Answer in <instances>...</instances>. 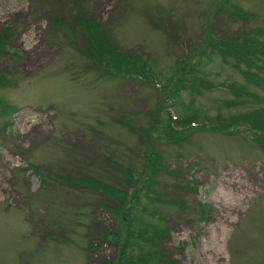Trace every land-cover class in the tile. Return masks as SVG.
Instances as JSON below:
<instances>
[{
  "label": "rangeland",
  "instance_id": "1",
  "mask_svg": "<svg viewBox=\"0 0 264 264\" xmlns=\"http://www.w3.org/2000/svg\"><path fill=\"white\" fill-rule=\"evenodd\" d=\"M225 1L0 0V40L10 51L0 49V75L9 82L0 86V102L13 110L0 112V264L117 261L118 245L104 236L118 230L121 202L76 180L94 178L128 195L139 185L123 168L146 167L137 128L155 117L159 83L211 31L222 37L264 27V0H230L255 16L247 23L218 14ZM77 2L120 47L148 60L155 81L111 74L87 56ZM53 20L68 27L55 29ZM207 68L217 83L244 82L220 60ZM231 96L220 87L194 104L213 116L226 112ZM156 148L170 172L159 178L163 200L185 203H158L171 227L162 241L171 263L161 264H264V145L250 128L198 127L185 141ZM191 181L197 191L186 189ZM201 202L211 206L206 222H198Z\"/></svg>",
  "mask_w": 264,
  "mask_h": 264
},
{
  "label": "trees",
  "instance_id": "2",
  "mask_svg": "<svg viewBox=\"0 0 264 264\" xmlns=\"http://www.w3.org/2000/svg\"><path fill=\"white\" fill-rule=\"evenodd\" d=\"M75 5L76 23L85 37L89 58L106 67L111 74L155 81L156 74H153L148 60L120 47L101 21L89 15L81 3L77 2ZM219 13L244 23L255 18L250 11L230 0L220 5ZM53 24L57 26L55 29H60L63 25L68 27V23L62 24L58 20H53ZM8 30L4 31V35ZM0 49L5 53L10 52L5 40H0ZM217 60L240 73L244 82L234 80L217 83L211 80L207 67ZM5 78L0 75V86L9 84ZM159 86V105L151 125L137 128L147 143L146 167L143 171L123 168L128 181L135 182L139 179V185L134 187L132 193L128 195L126 191L94 178L76 180L87 188L101 191L121 202V207L117 210L118 230L107 232L104 236L119 247L117 261L112 264H161L163 259L171 263L162 246V241L171 234V227L160 216L158 203L169 202L178 205L180 209L185 208V203L178 199L163 200L158 190L159 178L170 172L163 163L164 159L156 148V143L185 141V133L198 127L228 130L236 125H246L253 132V139L264 145V27L247 28L239 35L228 32L222 37L211 31L207 40L188 59L177 61L172 74L167 77L166 82L161 81ZM250 86H255L259 91H251ZM220 87L227 88L232 95L224 100L226 112L219 111L213 116L201 113L195 107V96ZM183 94L189 95L191 101L186 102ZM0 109L4 117L13 111L5 102H0ZM32 169L38 173L35 167ZM173 175L178 177L179 173L175 171ZM186 189L197 191L198 185L191 181ZM199 207L201 216L198 222H206L209 220L211 206L201 202ZM152 217H157L159 221H152Z\"/></svg>",
  "mask_w": 264,
  "mask_h": 264
}]
</instances>
